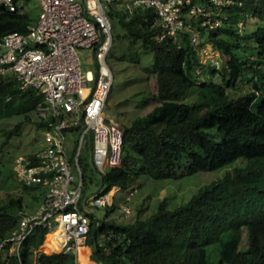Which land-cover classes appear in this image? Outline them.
I'll list each match as a JSON object with an SVG mask.
<instances>
[{"label":"trees","instance_id":"16d2710c","mask_svg":"<svg viewBox=\"0 0 264 264\" xmlns=\"http://www.w3.org/2000/svg\"><path fill=\"white\" fill-rule=\"evenodd\" d=\"M231 1L224 9L225 23L202 30V43L220 53L218 63L202 61L189 43L188 31L179 36L180 46L168 36L157 41L152 7L126 13L122 5L112 6L111 17L124 26V36L131 43L140 41L142 51L152 52L153 62L144 71L154 75L156 88L139 101L141 107L156 103L120 128L121 162L100 173L102 192L117 186L133 194L143 174L158 180L210 169L223 172L181 202L164 197L148 213L129 205L132 221L110 217L117 209L112 204L104 206L102 217L88 212L85 243L96 264H264V0ZM33 20L27 10L18 13L0 6V37L25 31ZM192 21L197 24L198 19ZM204 69L218 79L205 71L200 74ZM44 104L39 90L20 88L11 73L0 75V118L22 116L4 131L6 137L20 134L22 122H35L45 131L47 123L35 112ZM35 153L27 155L33 162ZM21 182L18 192L7 189L0 199V239L27 212L24 192L44 193L40 183ZM129 198L125 194L124 200ZM46 232V227H35L19 256L9 257L8 264L19 258L32 264ZM38 258L42 264H77L73 254L63 251H40Z\"/></svg>","mask_w":264,"mask_h":264},{"label":"built area","instance_id":"2783aa9c","mask_svg":"<svg viewBox=\"0 0 264 264\" xmlns=\"http://www.w3.org/2000/svg\"><path fill=\"white\" fill-rule=\"evenodd\" d=\"M37 1L41 11L25 31L13 30L0 37V75L11 73L20 88L33 87L43 95L45 104L35 112L47 123L45 143L35 153L34 162L26 155L15 157V174L26 184H42L44 193L35 210L23 213L0 239V264L19 256L23 241L37 226L46 227V233L52 235L55 244L50 246L51 252L71 253L78 264L89 230L88 212L111 205L115 196L111 188L82 194V148L88 145L99 173L121 162V129L104 114L113 81L107 63L113 39L112 6L120 4L126 13L135 7H152L156 14L152 26L159 28L157 41L168 36L180 46L179 36L188 31L189 43L206 59L218 63L204 50L202 30L222 26L228 17L224 9L232 1ZM25 5V0H0V6L18 13L25 11ZM192 18L198 19L197 24ZM82 62L89 65L85 71ZM128 206L123 207L122 216L131 213ZM40 251H34L32 264H42ZM16 264H23L20 258Z\"/></svg>","mask_w":264,"mask_h":264},{"label":"rangeland","instance_id":"374dc122","mask_svg":"<svg viewBox=\"0 0 264 264\" xmlns=\"http://www.w3.org/2000/svg\"><path fill=\"white\" fill-rule=\"evenodd\" d=\"M32 18L38 17L41 9L37 0H27L25 5ZM112 45L107 55V63L110 66L113 73V81L111 89L109 91L105 106L104 114L107 118L111 119L117 127L121 128L127 125L131 118L138 113L145 112L151 108L156 102L149 101L146 106H140V97L149 91H155L156 80L153 74L144 71L153 62L151 51H142L140 41L130 42L127 37L124 26L117 18H112ZM248 19L245 18V32L248 29ZM204 50H207L208 54L218 52L211 48V45L206 42ZM85 55L87 52L85 51ZM205 54H201L203 62L206 61ZM226 56H221L222 61L226 60ZM82 70H86L89 65L81 63ZM207 73L209 77L216 78L213 73H210L207 69L201 70L200 74ZM218 79V78H216ZM22 121L21 115H13L10 117L0 118V199L4 198V193L8 189L9 191L18 192L23 186V183L17 178L14 169V159L18 155H28L35 153L42 148L45 143L44 129L38 127L35 122H22L20 134H13L6 137L4 131L12 129L17 123ZM122 129V128H121ZM81 165L84 169V182L82 187V194L92 193L100 187L101 174L93 166L90 159V150L87 144H84L81 152ZM223 169H210L205 172H190V174H184L177 179H158L154 180L147 175H141L139 178L141 183H136L135 191L128 200H124L127 191L116 190V186H113L110 190L115 193V197L112 201V205H115V209L110 217L115 218L122 216L121 208L126 205H131L132 210L134 207H141L142 213H148L153 209V205L164 197H168L171 202H181L187 199L194 188L204 182H209L212 179L221 175ZM5 175V176H4ZM35 194V199L32 198ZM43 194L41 191L29 190L24 192V209L27 212H31L37 205V201H41ZM128 203V204H127ZM129 207V206H128ZM130 207V208H131ZM105 207H93L92 211L102 217L105 214ZM130 213L125 215L127 221L134 219V214ZM47 234V233H46ZM44 234L42 242L39 246L40 249L46 252H51L50 247H45L44 242L47 235ZM46 235V236H45ZM88 251L90 246L87 245ZM84 248V247H83ZM81 247V252L83 251ZM85 255H87L85 249ZM79 257V256H78ZM81 262L78 260V264ZM83 264V263H81Z\"/></svg>","mask_w":264,"mask_h":264},{"label":"crops","instance_id":"0c3cea01","mask_svg":"<svg viewBox=\"0 0 264 264\" xmlns=\"http://www.w3.org/2000/svg\"><path fill=\"white\" fill-rule=\"evenodd\" d=\"M39 203H40V201L37 202L36 207L38 206ZM35 208H34V210H35ZM34 210H32V211H34ZM81 247L82 248L84 247V248H83L82 252L80 251V254H79V257H78L79 261L82 263L81 257H83L88 262V264H96V261L91 259V256H90L91 255V249H90V251H88L87 246L85 244L83 246H81ZM85 249H86L87 255H85ZM80 250H81V248H80Z\"/></svg>","mask_w":264,"mask_h":264},{"label":"bare ground","instance_id":"6f19581e","mask_svg":"<svg viewBox=\"0 0 264 264\" xmlns=\"http://www.w3.org/2000/svg\"><path fill=\"white\" fill-rule=\"evenodd\" d=\"M54 244L55 243L53 242L52 235L51 234L47 235V238L44 242L45 247H50L51 245H54ZM78 260H79V258H78ZM81 261L83 264H88V262L83 257H81Z\"/></svg>","mask_w":264,"mask_h":264},{"label":"clouds","instance_id":"9594fccd","mask_svg":"<svg viewBox=\"0 0 264 264\" xmlns=\"http://www.w3.org/2000/svg\"><path fill=\"white\" fill-rule=\"evenodd\" d=\"M113 36V35H112ZM204 44V46L206 45V43H203ZM197 48V47H196ZM212 48V47H211ZM213 49V48H212ZM216 51V50H215ZM218 52V51H217ZM200 53V52H199ZM210 53H212V55L216 58V57H220V53L218 52V55L216 54H213V52H210ZM200 55H201V53H200ZM222 60V59H221ZM117 187V186H116ZM115 197V196H114Z\"/></svg>","mask_w":264,"mask_h":264}]
</instances>
